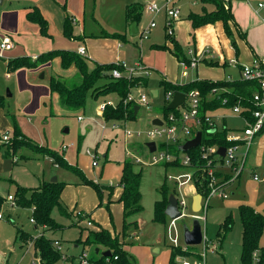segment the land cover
<instances>
[{"label": "rangeland", "instance_id": "1", "mask_svg": "<svg viewBox=\"0 0 264 264\" xmlns=\"http://www.w3.org/2000/svg\"><path fill=\"white\" fill-rule=\"evenodd\" d=\"M23 1H25V4L28 3V0H21V5H23ZM152 1L162 2V0H85V14H81L79 18L77 17V24L71 23L73 29H80L84 31L86 36H89L85 38V42H82V44L87 48L85 57L91 59L90 66L95 63H126L128 66H134L135 63H141L142 65L143 63L146 73L139 72L135 77L144 76L147 78V82L142 86V80L136 81L129 92L134 96L144 93L147 96V102L140 106L135 120L137 123L127 122V126L133 127V129H144L149 126L148 124L153 117L160 116V108L165 104V93L159 84L161 79L183 85L197 77L211 80L220 79L224 73L221 68L210 65L211 61H209L207 63L201 62L197 70L189 68V74L185 77L182 75V65L170 51L172 49L170 38H175L178 41L175 34L183 39L190 38L189 41L192 43L194 31L187 19L186 12L188 7L194 11L200 10V3L190 5V2L185 3L186 0H178L176 5L180 8L181 19L174 23L175 33L173 31L172 35H168L164 27L163 15L149 16L144 10L145 4ZM247 1L250 2L252 8L258 11L260 16H264V12L257 7V3L264 0ZM131 2H138L142 5L138 25L139 32L130 34L128 28V32L125 34L127 41H121L122 45H118L116 38L104 35L103 32L125 33L123 23L124 5ZM14 3L13 0L0 1V38L5 34L11 35L14 43L12 50H0V136L4 131L11 129L7 128L9 126L7 123H11L12 127H17L22 131L23 139L26 142L30 141V144L29 146L15 145L14 147L8 142L0 144V177L11 181V183L9 182L10 190L16 185L34 189L40 185L43 178L50 179L54 176L66 184L62 194L64 204L70 209L90 214L91 224L87 223V217L75 215L72 217L74 223L70 221L68 226L60 224V228L53 229L51 232L48 231L47 236L50 238L51 235V245L61 255L60 259L53 264H79V255L73 257L71 253L77 255V252L81 251L83 246H79L75 250V243L69 241V239L78 236L80 232L82 234L74 240L79 245H82L81 241L89 233L98 232L102 228L107 229L112 236L118 237L120 241L122 239L124 226L121 204L117 199H113L109 204L108 198L110 195L109 189L118 183V177H120L124 162L130 161L134 164L133 169L135 171H137L135 168L142 170L140 190L144 210L139 216L141 224L140 231H136L138 232L137 237L134 235L127 236L125 243L121 244V248L125 251V244L128 246L126 253L131 264H167L171 246L164 233L166 224L152 221L151 216L154 201L158 198L156 188L164 180L168 187V194L173 193L175 188L168 180L165 181V175L178 169L165 167L166 170H164L161 165L151 164H138V167H135L136 157H140L144 161L150 160L151 155L146 152L144 147V143L147 141L146 138L144 136L126 138L122 127L112 131L109 123L104 122L98 113L100 104L108 101L114 104L117 103L118 97L116 94L108 93L97 98L88 94L85 106L81 109L72 110L62 106L58 97L50 92L49 80L52 75H59L68 79L74 77L76 75L74 66L64 69L59 66L56 60H53L48 65L45 63L34 67L22 66L15 70L8 69L7 62L10 59L31 57L32 53H37L35 56L37 58L50 51L51 48L65 47L64 49H73L76 46L64 36L62 30L59 33L57 32L56 29L59 25L56 22L49 23L47 21L45 34L41 32L39 27L37 35L18 37L17 26L14 24L18 21V11L15 12V7L12 5ZM64 3L65 1H60L59 5L61 9H65V17L66 15H73L72 12H68L67 8H64ZM206 7L209 10L214 8L211 4H207ZM152 19L155 20L156 27L149 29L148 39H141L140 32L149 25ZM3 23L9 25L10 29L4 28ZM13 27L15 32L11 31ZM48 31L51 36L48 35ZM73 37L71 40L74 41H81L82 39L79 35L73 34ZM234 37L237 44H245L236 30ZM256 38L263 43L264 47V38L259 35ZM198 39L196 38L198 47L203 46L210 52L216 49L213 43H208V40L199 41ZM220 41L221 48L224 49L227 57L230 52L229 45H226L222 38H220ZM178 43L180 44L179 41ZM154 45H165L166 47L155 48ZM245 47L250 52L246 44ZM21 51L24 53L16 54ZM259 55L262 56L263 54L260 52ZM135 77L131 80H134ZM103 82H105L103 79L99 81L101 84ZM153 89H157V96H153ZM220 90L223 91V89ZM80 115L83 117L82 120L77 118ZM215 115L219 119L217 121L219 128L223 125L240 127V124H242L227 110H217ZM102 124L107 128L103 129ZM20 136H22L21 133ZM259 137L261 135L255 138L254 147ZM34 144L43 146V148L40 149ZM64 147L66 148L63 149ZM6 148L7 153L10 155L5 153ZM47 148L56 151L69 164L78 166L86 178L98 182L100 192H97L92 185L82 183L80 177L74 172L58 165L59 168L55 167L54 164L52 165L48 156L37 154V151H46ZM87 149L92 153H96L98 164L94 167L91 165V156L86 153ZM21 153L29 154L31 157L19 158ZM15 155L18 156L17 162L12 159ZM257 174L260 178L259 181L256 182L252 177L244 174L239 183L235 182L227 185L224 197L213 196L211 198L209 207L205 212V219L201 221L207 241L204 246H192L193 250L199 255L204 252V264H241V224L238 216V205L240 203H237L240 200H254L264 211V152ZM223 180L226 179L223 178ZM6 188L0 184L2 193L7 191ZM195 194H198L196 190ZM190 198L187 197L188 202ZM3 199L0 206V213L3 215V219L0 220V264H39L34 256L32 243L42 232H34L33 234L26 232L23 235V240H26L27 243L23 246V249L15 238L17 228L30 232L34 230L33 224L30 222L32 213L26 208H21L16 204L12 205L6 200V196ZM108 204L109 208L106 206ZM196 211H199V208ZM186 212L191 213L189 206ZM230 213L233 215L234 220L232 228L219 245L218 228L223 218ZM260 213L264 215V213ZM52 217L59 223L68 221V218L60 215L56 208L52 210ZM192 220L190 217H184L180 218L177 223L179 228L182 229L183 224L190 226ZM128 224L125 230L127 232L133 231L134 229H131V227L136 226L135 222L131 221ZM63 228H66V231L62 232L61 229ZM84 233L86 234L84 235ZM53 237H61V241ZM55 240L58 241V244H55ZM261 243L264 244V235L261 238ZM95 248L93 245L83 247L84 253L91 257L90 260L93 261L100 260L101 252L105 250L106 246L99 245L97 253ZM155 249H158V251ZM183 258L192 260L196 257L182 255L177 256L176 261L179 262ZM93 261H89V263L97 264ZM99 263L115 264L106 260L99 261Z\"/></svg>", "mask_w": 264, "mask_h": 264}, {"label": "trees", "instance_id": "2", "mask_svg": "<svg viewBox=\"0 0 264 264\" xmlns=\"http://www.w3.org/2000/svg\"><path fill=\"white\" fill-rule=\"evenodd\" d=\"M202 3V11L200 13L189 12L187 19L190 22L192 29H196L203 25L220 21L223 25V29L227 37L230 38L231 43L235 45L230 22L233 24L235 30L240 35L237 24L234 20L230 6H225L219 0H199ZM205 4H211L214 6L212 10L205 9ZM141 6L138 4H131L126 7L125 15L131 22L135 21L138 23L141 15ZM26 17L29 21L37 23L42 33H46L47 21L41 15L38 8L34 7L31 11H28ZM72 16L65 17L63 25V34L68 39L74 38L71 28ZM114 38H119L124 41V35L119 33L108 34ZM242 36V34H241ZM172 43L171 53L180 61L189 63L190 59L185 54L182 46L178 43L175 38H170ZM155 48L166 47L165 45H154ZM53 57L60 58V64L62 68H68L74 65L76 68V75L70 79L62 78L60 76H51L49 80V89L51 93H55L58 96L59 102L62 106L76 110L81 109L85 106L87 95L90 94L92 97L97 98L99 96L106 95L108 93L116 94L118 101L115 106L105 103L102 110V116L105 120H129L133 121L136 119V115L139 109L138 104L131 102H124L125 97L130 91V88L138 80H142V86L146 84L147 78L144 76L135 77L134 80L127 78L114 79L111 77L110 71L116 67L114 63L107 64H96L91 70L87 67L86 59L78 55L75 51L68 49H56L48 51L45 54L38 56L35 60L29 57H16L10 59L7 62L9 70H15L16 68L34 67L40 63L49 61ZM212 66H217V62H210ZM224 65V63H223ZM105 80L102 84L100 80ZM159 84L162 86L164 93L181 91L187 93L192 89L199 90L201 106V113L206 111H213L221 107L222 100L226 99V106H232L236 103L242 105H250V98L253 92L259 90L256 82L252 81H226L222 80H211V79H194L186 84L178 85L171 83L165 79H161ZM220 89H224L223 91ZM220 90V91H219ZM219 91V92H218ZM138 106L135 112L134 108ZM160 110L165 114L170 110L167 109V103ZM206 128L202 125V132ZM225 134L226 129L223 128L215 133H207L204 135L203 142L207 144H218L225 145ZM12 147L15 145H27L29 146L30 141H25L23 136H20V130L14 127L13 136L8 140ZM32 143V142H31ZM33 144V143H32ZM36 145V144H34ZM40 149L43 146L36 145ZM170 150L176 152L177 147H170ZM7 153V148L5 149ZM42 155H47L52 158L53 162L66 170H70L78 175L84 184L92 185L97 192H100V187L96 182L88 179L83 174L82 170L76 166L69 164L64 158L60 156L56 151L47 148L46 151H37ZM191 156V162L193 164L198 163L201 167L204 165L203 161L198 158L196 149L188 151ZM170 164H164V167H169ZM178 165V163H177ZM134 164L130 161L124 162L122 166V172L117 185L122 188L119 201L123 205V226L124 233H126L127 226L129 225L127 218L131 215L139 213L143 210L141 205V192H140V181L142 171L133 169ZM208 178L204 171H197L195 173V187L196 192L204 194L207 191ZM65 183L62 181L51 182L43 181L37 188L27 189L16 185L14 196L16 205L20 207L30 208L31 216L34 218V224L36 227L44 228L42 234L34 240L33 246L36 257H38L39 264H53L60 259V253H58L51 245L50 238L44 235L47 230H53L60 228L55 219L52 217V210L56 208L61 215H66L67 210L62 205L60 200V194L63 190ZM160 194V198L154 202L152 221L158 223H167V217L164 213L165 207L168 200V187L163 181L162 184L156 188ZM3 197L0 196V206L3 203ZM80 216V215H79ZM238 216L241 224V248H240V262L241 264H264V246H260V237L264 235V215L256 211L253 207L241 204L238 206ZM233 215L227 214L219 228V245L222 240L226 237L227 233L231 230L233 225ZM26 232L21 229H16V236L21 237ZM27 243L26 240H23ZM82 246L93 245L98 247L99 245H105V250L111 252L110 261L115 264H131L129 257L121 248L122 241L118 237L112 236L107 229H100L98 232L89 233L82 241ZM192 246H188L185 250L180 247H171L170 254L167 264H179L176 261L177 256L188 255L200 258L199 254L193 250ZM257 252L258 261H254L253 253ZM191 254V255H190ZM116 255L117 259H113ZM91 257H89V261ZM100 260L93 261V263H99V261L106 260V257L100 256ZM91 263V262H90Z\"/></svg>", "mask_w": 264, "mask_h": 264}, {"label": "built area", "instance_id": "3", "mask_svg": "<svg viewBox=\"0 0 264 264\" xmlns=\"http://www.w3.org/2000/svg\"><path fill=\"white\" fill-rule=\"evenodd\" d=\"M225 8L229 5L230 0H219ZM177 0H162L158 3L156 1L148 2L144 6V10L149 16H154L158 14L163 15L164 27L167 30L168 35H172L174 31V23L178 21L181 17L180 8L176 5ZM258 9L264 11V1H259L257 3ZM72 22L74 19L72 18ZM156 26L155 20L152 19L149 25L140 32L141 39H147V33L149 29ZM13 47V43L9 35L5 34L0 38V50L6 51ZM76 53L86 59V48L84 45H79L77 47ZM203 53H209L208 49H204ZM196 55L192 48H188L186 55L189 57V63L180 61L182 65V75L187 76V70L189 68L193 69L197 66L200 58L202 56ZM229 65L235 66L237 61L235 59L228 60ZM114 67L111 71V77L114 79L127 78L131 80L133 77L137 76L139 72L146 73L145 68L141 63H135L134 66H128L126 63H114ZM226 81L242 80V81H252L256 82L259 90L253 92L250 98V105H242L239 102L232 105L226 106V99L222 100V105L220 108L213 111H206L201 113L200 106V93L197 89H192L185 94L184 102L174 109H171L167 113H161L158 118L161 124L149 123V126L144 129L131 128L128 127L127 120H112L109 122V127L113 130L122 127L124 129V135L126 138L131 137H141L146 138L144 147L146 152L150 154V160L144 161L140 157H136L135 164H151V165H161L170 164L169 167L178 169L170 174L165 175V181H169L175 188L173 191L174 196L177 199L178 209L180 216L177 218L167 219L165 225V237L167 238L171 247H180L185 250L188 246L183 243L182 240V229L179 228L177 221L180 218L190 217L197 218L200 223L205 219V212L207 211L210 200L213 196L222 198L226 195V187L229 183L235 181L240 174L245 169V163L247 155L251 148L254 139L264 130V56L255 57L250 64H240L238 68V74L233 76L227 74L224 78ZM224 90V89H223ZM173 92L165 93V102L168 104L173 98ZM124 102H131L138 105H144L147 102V96L144 93H140L134 96L131 92L127 94ZM105 103L112 106L115 104L111 101L104 102L100 104L99 111L102 112ZM227 110L236 119L241 120L243 125L240 127L233 126L227 127L223 125L221 128L218 127L217 121L219 119L216 117L215 112L217 110ZM78 120H82L83 117L80 115L77 117ZM106 121V120H105ZM104 121V122H105ZM107 123V122H106ZM202 125L206 128L202 132ZM103 129L107 128L104 124L101 125ZM226 129L225 134V145L207 144L203 142L204 135L207 133H215L217 131ZM201 132V141L198 146L191 148L196 149L198 153V158L201 159L204 165L201 167L198 163L193 164L191 162V156L188 151H182L179 146L185 141L195 137L196 132ZM10 136L7 132L2 134L0 141L7 142ZM153 141L155 143V149L149 151L146 143ZM177 147V151L173 152L170 147ZM220 147L224 148V155L218 152ZM64 147L63 149H65ZM86 153L92 158L91 165L96 166L97 156L96 153H92L88 149ZM178 163V165H177ZM197 171H204L207 178V191L201 196L199 211L193 212L191 209V199L188 202L187 197H190V193L185 191L186 186L193 188L195 193V173ZM225 178L226 180H223ZM252 178L254 180H260L257 174H253ZM226 181V182H225ZM6 200L12 205H15L14 194H8ZM189 206L191 213H187L186 209ZM203 213V214H202ZM77 215H80L78 213ZM0 219H3V215L0 213ZM30 222H34V218L30 217ZM88 224L91 221L88 220ZM202 225V224H201ZM203 230V241L201 245H205L207 239L205 237V229ZM55 244L58 241L55 240ZM33 245V243H32ZM206 251L205 248H203ZM63 256V255H62ZM113 259H117L114 255ZM254 261H258L257 252L253 253ZM79 264H90L89 257L82 251L78 257ZM106 261H110V257H106ZM179 264H204V252L200 253V258H194L188 260L186 258L180 259Z\"/></svg>", "mask_w": 264, "mask_h": 264}, {"label": "crops", "instance_id": "4", "mask_svg": "<svg viewBox=\"0 0 264 264\" xmlns=\"http://www.w3.org/2000/svg\"><path fill=\"white\" fill-rule=\"evenodd\" d=\"M1 1L2 2H5L6 0H1ZM13 1H15V3L12 4L15 7V10H16L15 12L18 11V21L14 23L15 26H17L18 37L23 36V35L26 36V37H29L30 35H37L38 34L39 25L37 23H34V22L29 21L27 19V17L25 16L27 14V12L28 11H31L32 8H34V7L38 8L39 12L45 18V20L47 19L46 21H48L49 23L50 22L51 23L56 22L59 26L61 25V27L58 26L57 29H56V30H58L57 31L58 33L61 30L63 32V25H64V20H65L64 17H65V14H66L65 11H64L65 9H61L60 8V5H59L60 1L61 2L65 1L64 8H67L68 12H72L73 15H67V16H72V18L74 19V22H72V24L73 23L77 24V22H78L77 17L79 18L81 14H83V15L85 14V0H75V1L74 0H28V3L27 4H25V1H23V5L20 4L21 0H13ZM197 2L200 3V10L194 11L192 8L188 7L187 8V12H186L187 15L191 11L192 12H196V13H200L202 11V6L203 5H202V3L199 0L198 1L197 0H186L185 1L186 4L189 3L190 5H195ZM9 3H12V2H9ZM131 4H138V5H140L138 2H131L129 4H125L124 5V11H123V14H124V22L123 23H124V31H125V33L123 34L124 35V41L121 40V39H119V38H116L118 45H122L121 44V41H123V42H126L127 41L125 34L128 32L127 30H128V28H129V26H130V24L132 22L130 21V19H127L126 15H125V9H126L127 6H129ZM228 5L231 8V12H232L233 17H234V20H235V22L237 24L238 30L240 32V36L242 34V36H241L242 41L248 46L250 52H248L247 48L245 47V44H243V45L242 44H237V41H236V39L234 37L235 28H234V26H233V24L231 22H230V25H231L233 37H234V40H235V45H233L231 43L230 38L227 37V35L225 34L224 29H223V25H222V23L220 21H217V22H214V23H209V24H206V25H203L201 27H198V28L194 29L193 30L194 31V35L192 37V43H191V41H189L190 38L189 39H183L181 37H178L175 34V37L178 39V41L180 42V45L185 50V52L188 50V48H192L194 50V52H195L196 55H200L201 53H203V50L205 49L203 46L198 47V43L196 42V38H199L198 39L199 41L200 40H204V41H207L208 40V43L211 42V43L214 44V46H215L216 49L213 50L212 52L209 51V53H203L202 56L199 57L200 60L197 63V66L195 68H193V69H196L197 70V67H198V65L201 62H204V63H207L209 61H211V62H217L218 65L216 67L221 68L224 73H223V76L220 79H216V80H222V79H224L227 74H231L233 76H236L238 74V68L240 67V64H250L255 57L261 56V55H259L260 52L264 55L263 43L259 42L257 40V38H256L257 35L262 36L264 38V16H260L258 14V11L255 8H252L250 2L247 1V0H245V1H241V0H230V2H229ZM140 6H141L140 11L142 13V5H140ZM206 6H207V4L204 5L205 9L209 10V8H207ZM259 10H261V9H259ZM261 11H263V10H261ZM180 19H181V17H180ZM72 24H71L72 33L74 35H79L82 38L81 41H74V40L69 39L70 41H72V43L76 44V46H75V48L68 49V50H72V51H75L76 52L77 47L80 44L83 45L82 42H85V38L86 37H89V36H86L85 33H84V31H81L80 29L79 30H77V28L73 29ZM138 25H139V21H138V23H136V30H137L136 33L139 32L138 31ZM2 26L4 28H6L7 30H8V28L10 29V26L9 25H6L4 23L2 24ZM11 31L12 32H15V28L14 27L11 28ZM49 31H48V33H49L48 35L51 36V33ZM174 33H175V28H174ZM103 34L104 35H108V34H113V33H108V32H105L104 31ZM9 36H10L11 41H12L11 35H9ZM220 38L223 39V41L226 43V45L227 44L229 45L228 49H229L230 52H229V54H228L227 57L225 56L224 49L221 48ZM12 43H13V41H12ZM170 45L172 46L171 43H170ZM166 46H167V42H166ZM13 47H14V43H13ZM12 48L10 50H12ZM64 48L65 47H63V48H51L49 50L51 51V50L64 49ZM86 52H87V48H86ZM22 53H24V52L21 51V52L16 53V54L20 55ZM36 55H37V53H32V56L29 57V58H31L32 60H34L36 58L35 57ZM10 56H12V55H10ZM229 59H235L237 61V64L235 66L229 65V63H228V60ZM53 60H56L58 62V64H59V66L61 67L60 58L59 57H53L49 61H46V62L40 63V64L47 63V65H48V63L52 62ZM90 61H91V59H89V58L86 59L87 67H88L89 70H91L96 65V63H95L92 66H90ZM223 63H224V65H223ZM99 64H104V63H99ZM142 65H143V63H142ZM71 66H74V65H71ZM188 70H187V76L189 74L188 73ZM187 76H185V77H187ZM152 92L154 93L153 96H157L158 95L157 89H153ZM53 94L57 96V94H55V93H53ZM9 96H11V94H9ZM139 109H140V106H139ZM139 109H138V112H139ZM138 112H137V114H138ZM98 113L101 115L102 119L105 121V119L102 116V112H100L98 110ZM161 113H162V111H160V114ZM136 118H137V115H136ZM154 118L155 117H153L151 119V121ZM135 120H133L131 122H135ZM111 121L112 120H108V121L106 120L105 122L109 123ZM128 121L129 120H127V122ZM238 121H241V120H238ZM127 122H126V124H127ZM135 123H137V122H135ZM7 125H9L7 128H11V129L6 130L4 132H7L9 134L10 138H11L13 136V130H14L13 128L14 127H12V124L11 123L10 124L7 123ZM240 125H243V122ZM131 128H133V127H131ZM111 130L112 131H115L113 129H111ZM20 133L23 136V133H22L21 130H20ZM260 135H261V137H259V140H258L257 144L255 145V147H254V142L255 141H253V143L251 145V148H250L249 153L247 155V159H246V163H245V169L240 174V176L235 181H233L231 183H235V182H238L239 183L241 181L242 175H244V174L247 175V176H249V177H252L253 174H257L259 164L262 163V154L264 152V130L259 134V136ZM1 137H2V135L0 136V139H1ZM26 138H28V137H26ZM28 139H30V138H28ZM7 142L6 141L5 142L0 141V144L2 145V144L7 143ZM7 154L10 155L9 153H7ZM37 154H39V153H37ZM43 156L46 157L47 155H43ZM17 157H18L17 155L13 156L12 157L13 161L17 162L18 161V158ZM20 157L21 158H23V157L24 158H28V157H31V156L29 154L26 155V154L21 153L20 156H19V158ZM49 161H50V163L52 165L54 164L55 167H58L57 164L53 163V160H52L51 157H49ZM135 167H138L137 164H135ZM163 168H164V170H166V168H168V167L165 168L163 166ZM135 169L138 170V168H135ZM120 176H121V174H120ZM50 179L49 178H43L42 181H41V183L43 181H48ZM119 179H120V177H118V180ZM57 180L60 181V179L58 177H57ZM91 180H93V179H91ZM254 181L257 182V180H254ZM9 182L11 183V181L9 179H5V178H1L0 177V184L2 186H4V187H7L6 188L7 191L5 193H2L0 191V196L4 197V196H7L8 194H14V191H15L16 186H14L12 190H10V183ZM162 182L159 183V186L162 184ZM231 183H229V184H231ZM63 190H64V187H63ZM63 190H62V192L60 194V200H61L62 205L66 208L67 213H66V215H62V216L68 218V221L66 222L67 224L66 223H59L56 220L55 221L58 224L68 226L70 224V221L72 223H74L72 221V217H74L78 213H80V216L81 217L82 216L83 217H87L88 220L91 221L92 219H90V214L88 215L84 211H76L75 209H70L68 206H66L64 204V202L62 200ZM185 191L188 192V193H190V197H191L190 199L192 201V198L194 196V193H192L193 192V188L190 187V186H186L185 187ZM121 192H122V188L120 186H118L117 183H116V186H112V188L109 189V193H110L109 198H108L109 199V204L112 202L113 199H117L118 200L119 197H120V195H121ZM140 192H141V190H140ZM141 197H142V192H141ZM159 198H160V194L158 193V198L156 200H158ZM141 201H142V198H141ZM119 203L121 204L122 212H123V205H122V203L120 201H119ZM109 204L106 205L108 208H109ZM237 204H239V205L246 204V205H249V206L253 207L256 211L264 213V211H262L263 210L262 207L260 205H258L257 203H255L254 200H244V201L240 200V201H238ZM141 205H142V203H141ZM142 207H143V205H142ZM21 208H25V207H21ZM26 209H28L30 211V213L32 212L30 208H26ZM143 210H144V207H143ZM143 210L141 212L136 213L134 215H131V216H129L127 218V221L128 222L134 221L135 224H136V226L131 227V229H134L133 231H131V232H127L126 231V233H124V235L122 234V239H121L122 243H125V238L127 236L130 237V236L134 235L135 237H137L138 232H136V231H140V224H141V222L139 221V216L143 212ZM152 215H153V213H152ZM122 216H123V214H122ZM69 218H70V220H69ZM167 219H168V217H167ZM32 224H33V228H34V230L32 232L25 231V230H23L21 228H17V229H21V231L28 232L30 234H33L34 232L36 233V232H39V231L40 232H43L44 231V228H42V227H36L34 223H32ZM75 226H76V224H75ZM70 227H74V226H70ZM66 228H69V227H66ZM66 228L61 229L62 232L66 231ZM48 231L51 232V230L45 231L44 232V235L45 236H47V232ZM80 234H82V233L80 232L78 236H75L74 238L69 239V241H73L75 243L74 244V249L75 250H77L79 248V246L82 247V245H79V243H76L74 241V240L78 239V237L80 236ZM85 234L86 233H84V235ZM262 236L260 237V243H259L260 246H264V244L261 243ZM49 237L51 238V235ZM15 238H16V240L19 241V244H20V246L23 249V246L26 245V243L24 244V242H23V235L20 238L19 237H15ZM53 238L54 239H58L59 241H61V237H59V238L58 237H53ZM124 249H125V251L128 250V246L126 244L124 246ZM155 250L158 251V249H155ZM82 251H84L83 247H82V250L79 251V252L81 253ZM79 252H77L78 253L77 255H76V253L73 254V252H72L71 255L73 257L78 256V255H80ZM34 253H35V251H34ZM34 256H35V258H36V260L38 262V257H36V254H34ZM103 263H105V262H103ZM103 263H98V264H103Z\"/></svg>", "mask_w": 264, "mask_h": 264}, {"label": "water", "instance_id": "5", "mask_svg": "<svg viewBox=\"0 0 264 264\" xmlns=\"http://www.w3.org/2000/svg\"><path fill=\"white\" fill-rule=\"evenodd\" d=\"M1 1V0H0ZM136 22L133 21L129 26V33H136ZM152 94H154L152 92ZM185 94L181 91L174 92L172 100L167 104V109L171 110L177 107L178 105L184 102ZM138 106H135L134 110L137 111ZM152 124H161V121L158 118H154L152 120ZM201 141V132L197 131L194 138L185 141L182 145L179 146V149L182 151H187L191 148H194L199 145ZM146 146L149 148V151H153L155 149V143L153 141H149L146 143ZM218 152L221 155H224V148L220 147ZM51 182H56L57 177L54 176L50 179ZM200 199L201 196L199 194H195L191 201V209L193 212H196L198 208H200ZM164 213L169 218H177L180 216V212L178 209L177 199L173 193L168 195L167 205L165 207ZM182 240L183 243L187 246H197L201 245L203 241V230L200 221L197 218H193L190 226L187 224H183L182 226ZM95 252H98V248H95ZM101 255L104 257H110L111 252L109 250H104L101 252Z\"/></svg>", "mask_w": 264, "mask_h": 264}]
</instances>
